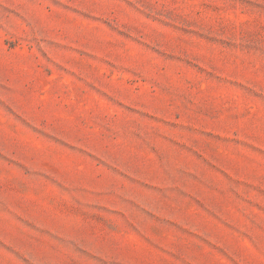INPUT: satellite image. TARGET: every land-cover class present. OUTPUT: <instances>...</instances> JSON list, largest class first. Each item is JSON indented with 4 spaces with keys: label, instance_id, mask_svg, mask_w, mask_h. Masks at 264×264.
<instances>
[{
    "label": "rangeland",
    "instance_id": "374dc122",
    "mask_svg": "<svg viewBox=\"0 0 264 264\" xmlns=\"http://www.w3.org/2000/svg\"><path fill=\"white\" fill-rule=\"evenodd\" d=\"M0 264H264V0H0Z\"/></svg>",
    "mask_w": 264,
    "mask_h": 264
}]
</instances>
